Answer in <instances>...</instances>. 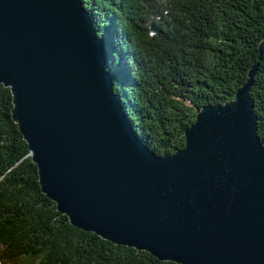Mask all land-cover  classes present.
Wrapping results in <instances>:
<instances>
[{"label":"water","instance_id":"water-1","mask_svg":"<svg viewBox=\"0 0 264 264\" xmlns=\"http://www.w3.org/2000/svg\"><path fill=\"white\" fill-rule=\"evenodd\" d=\"M107 61L83 0H0V83L42 191L72 225L161 260L264 264L259 63L234 99L197 110L182 149L161 155L134 128Z\"/></svg>","mask_w":264,"mask_h":264},{"label":"trees","instance_id":"trees-1","mask_svg":"<svg viewBox=\"0 0 264 264\" xmlns=\"http://www.w3.org/2000/svg\"><path fill=\"white\" fill-rule=\"evenodd\" d=\"M106 69L140 138L156 153L186 144L197 110L225 104L259 63L252 89L264 139V0H83ZM0 83V264H181L78 228L40 185Z\"/></svg>","mask_w":264,"mask_h":264}]
</instances>
